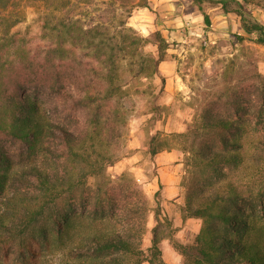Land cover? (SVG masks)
Segmentation results:
<instances>
[{
	"label": "rangeland",
	"instance_id": "obj_1",
	"mask_svg": "<svg viewBox=\"0 0 264 264\" xmlns=\"http://www.w3.org/2000/svg\"><path fill=\"white\" fill-rule=\"evenodd\" d=\"M216 1L202 4L209 23L193 0H147L146 7L135 9L130 16L119 2L111 5L109 0H57V8L55 0H44L39 8L31 4L7 8L4 15L6 23L11 24L9 35L16 37L10 46L15 48L20 41L23 50L38 63H47L39 69V76L32 74L26 82L27 96L39 103L43 115L55 125L76 131L91 129L93 138L81 137L86 149L83 153L97 163L100 172L87 176L89 199L83 204L76 201V214L63 245L53 240L50 251L43 252L37 264H66L70 247L90 246L94 237L115 232L134 231V242L146 250L155 226L163 260L167 264H192V257L181 250L192 245L201 221L187 217L182 208L189 195L185 189L187 153L182 151L183 144L173 142L167 150L152 156L148 150L150 137L158 134L170 138L173 133L185 132L205 109L220 116L233 114L234 105L240 107L237 116L246 120L250 132L264 133V44L248 39L239 17L225 13ZM227 1L230 10L237 8L239 0ZM239 3L247 20L264 25V0ZM15 15L18 20L14 24ZM69 18L91 39L95 37L89 33L97 23L113 34L120 27L119 21H124L135 39L133 55L117 54L113 66L95 58L94 48H85L87 40L75 44L61 36L58 45L54 25L68 23ZM44 21L46 29L42 28ZM155 31L166 41L164 59L156 66L158 50L151 42ZM52 55L57 56L51 60ZM53 63L58 81L52 73ZM112 73L113 86L109 82ZM90 93L89 98L86 95ZM2 103L0 98V118L6 112ZM105 120L112 121L114 131L97 138L96 132H101ZM8 149L14 155L18 152L16 147ZM169 152L176 159L168 157L161 163L159 157ZM19 159L13 158V166L24 164ZM45 161L48 163L42 165L48 167L68 166L62 159ZM244 171L248 172L244 175L236 170L227 178L237 182L248 201L249 206L242 207L253 226L251 238L264 242V162L258 170L252 164ZM11 188L6 191L12 192ZM98 198L108 204L95 212ZM112 198L116 200L114 208Z\"/></svg>",
	"mask_w": 264,
	"mask_h": 264
},
{
	"label": "trees",
	"instance_id": "obj_2",
	"mask_svg": "<svg viewBox=\"0 0 264 264\" xmlns=\"http://www.w3.org/2000/svg\"><path fill=\"white\" fill-rule=\"evenodd\" d=\"M43 1L0 0V98L6 110L0 118V264H9V261L37 264L42 253L50 251L53 240L63 245L70 234L72 217L76 214V201L83 204L89 199L90 189L85 185L87 176L100 173L96 170L97 163H92L90 156L83 153L86 149L81 137L93 138L91 129L76 131L55 125L43 115L39 103L27 96L26 82L32 74L39 76V69L44 68L46 61L38 63L35 57L23 50L24 45L20 41L17 47L10 46L16 37L9 35L11 24L6 23L4 15L7 8L27 4L39 8ZM109 1L111 5L119 2L127 16L135 9L147 6V0ZM193 1L205 23H209L202 4L211 0ZM239 1H236L237 8L232 10L228 8L227 0L215 3L220 4L225 13L239 17L248 39L264 44V25L247 20ZM15 16L14 24L18 20ZM119 23L120 27L113 34H108L107 27L97 23L93 33H89L95 37L91 39L86 37V31H79L75 20L69 18L68 23L59 21L58 26L54 25V35L58 45L61 36L71 38L75 44L87 40L85 48L93 47L95 58L114 66L117 54L132 56L134 53L132 44L135 39L124 27V21ZM46 27L47 22L44 21L42 28ZM151 39L158 50L154 61L156 66L164 59L166 41L159 31L151 33ZM103 55L106 57L101 59ZM145 66L149 68L147 63ZM51 68L54 80L58 81L56 64L53 63ZM113 73L109 75L111 86ZM155 73L159 74V70L156 69ZM164 81L161 76V90H164ZM86 96L90 98L91 93ZM233 109V114L226 116L212 114L205 109L185 132L173 133L170 138L155 134L149 140L148 150L152 156L167 150L173 142L183 144L182 151L187 153L189 164L185 189L189 195L182 208L187 217L201 221L192 245L181 250L192 257V264H264V242L258 237L251 238L253 226L242 207L244 204L249 206L248 201L244 192L238 189L237 182L227 178L236 170L245 175L248 171L244 170L252 164H256L257 170L260 168L264 162V133L258 130L250 132L246 120L237 116L240 107L234 105ZM113 127L111 120H105L101 132H96L97 138H101L103 132L114 131ZM55 143L59 144L58 148L53 147ZM9 146L18 148L16 155L8 149ZM17 157L20 158L18 161L24 162L20 167L13 166V158ZM60 159L68 166L58 169L56 165H42L48 163L45 160L52 163ZM10 186L13 191L8 193L6 189ZM115 203L112 198L113 208ZM107 204L98 202L95 212H99V207L105 209ZM155 220L159 221L158 213ZM152 233L151 244L146 250L134 242L133 238L137 236L134 231L94 237L90 246L67 249L66 264H167L161 257V238L156 226Z\"/></svg>",
	"mask_w": 264,
	"mask_h": 264
},
{
	"label": "crops",
	"instance_id": "obj_3",
	"mask_svg": "<svg viewBox=\"0 0 264 264\" xmlns=\"http://www.w3.org/2000/svg\"><path fill=\"white\" fill-rule=\"evenodd\" d=\"M159 156H160V155H159ZM168 157H169V158H172L173 160L176 159V155H175L174 153H172V152H169V153L163 154V155H161V157H159V158L161 159V163L164 164V162H163L162 159H167ZM166 162L168 163V161H166ZM169 164H170V165H173V164H174V161L170 162Z\"/></svg>",
	"mask_w": 264,
	"mask_h": 264
},
{
	"label": "built area",
	"instance_id": "obj_4",
	"mask_svg": "<svg viewBox=\"0 0 264 264\" xmlns=\"http://www.w3.org/2000/svg\"><path fill=\"white\" fill-rule=\"evenodd\" d=\"M186 25H188L189 23L188 22H185Z\"/></svg>",
	"mask_w": 264,
	"mask_h": 264
}]
</instances>
